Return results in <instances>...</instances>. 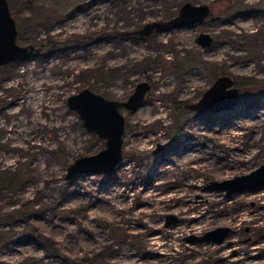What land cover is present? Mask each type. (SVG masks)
Segmentation results:
<instances>
[{
    "label": "rangeland",
    "instance_id": "1",
    "mask_svg": "<svg viewBox=\"0 0 264 264\" xmlns=\"http://www.w3.org/2000/svg\"><path fill=\"white\" fill-rule=\"evenodd\" d=\"M8 1L34 47L0 64V179L16 176L0 181V264H264V186H207L264 161V90L238 84L264 83V0H192L219 17L143 36L127 30L185 0ZM224 74L237 97L185 106ZM140 80L152 83L140 106H120L121 162L65 178L106 145L68 95L126 99ZM220 225L234 229L221 243L204 236Z\"/></svg>",
    "mask_w": 264,
    "mask_h": 264
},
{
    "label": "water",
    "instance_id": "2",
    "mask_svg": "<svg viewBox=\"0 0 264 264\" xmlns=\"http://www.w3.org/2000/svg\"><path fill=\"white\" fill-rule=\"evenodd\" d=\"M208 16L219 17L208 2L195 3L192 0H185L178 7L176 14L166 19L148 20L127 32L146 35L152 30H168L180 25L200 22ZM18 33V22L12 13L9 1L0 0V64H7L11 60L27 56L33 50V43L22 44L19 42ZM213 38V33L207 30H201L196 35V41L202 45L211 44ZM232 83L233 79L229 75H218L212 85L204 91L201 99L185 103V106L203 111L208 102L214 105L228 102L231 95L234 98L237 97V88L233 86L228 88ZM150 87V81L140 80L126 99L106 97L100 91H95L89 86L68 95L67 103L79 114L81 123L88 130L104 138L106 145L97 152L78 155L74 161L68 163L65 178L78 174V172L110 171L121 162L124 155L123 136L126 116L120 106L123 105L127 109L139 107ZM207 186L224 189L228 194L240 189L262 187L264 186V161L250 169V172L218 180L210 179ZM166 216V224L178 218L173 213H167ZM233 230V227L229 225L215 226L206 230L204 236L209 240L221 243Z\"/></svg>",
    "mask_w": 264,
    "mask_h": 264
},
{
    "label": "trees",
    "instance_id": "3",
    "mask_svg": "<svg viewBox=\"0 0 264 264\" xmlns=\"http://www.w3.org/2000/svg\"><path fill=\"white\" fill-rule=\"evenodd\" d=\"M12 12H15L16 8L12 7ZM19 33H18V38H26V36L29 33V27L27 28L26 26H19L18 27ZM52 42V40L50 41V43ZM252 48H254L253 44L251 45ZM251 47L249 49H251ZM182 59L178 60L177 62L174 63V66L177 67H181L182 66ZM259 81L256 82V80L254 79H250L249 77L246 78H239L238 79V84L240 85L242 92L247 93V92H257V91H262L264 90V83H259L260 86L262 87L261 89L259 88ZM8 179H0L2 186L5 185L6 183H12V181H14V178H16V176L14 175H10L8 176Z\"/></svg>",
    "mask_w": 264,
    "mask_h": 264
},
{
    "label": "flooded vegetation",
    "instance_id": "4",
    "mask_svg": "<svg viewBox=\"0 0 264 264\" xmlns=\"http://www.w3.org/2000/svg\"><path fill=\"white\" fill-rule=\"evenodd\" d=\"M210 5H211V4H210ZM211 8H212V7H211ZM177 10H178V9H177ZM176 13H177V11H176ZM208 17H210V16H208ZM216 17H218V16H216ZM205 18H207V17H205ZM205 18H204V19H205ZM212 18H213V17H212ZM204 19H203V20H204ZM201 21H202V20H201ZM195 23H196V22H195ZM197 23H200V22H197ZM192 24H193V23H192ZM153 31H156V30H152V31H150L149 33L153 32ZM149 33H147V34H149ZM133 34H134V33H133ZM136 34H138V33H136ZM136 34H135V35H136ZM147 34H146V35H147ZM139 35H140V34H139ZM142 36H143V35H142ZM148 81H150V80H148ZM150 82H151V81H150ZM151 84H152V83H151ZM131 92H132V91H131ZM131 92H130V93H131ZM130 93H129V94H130ZM147 93H148V92H147ZM147 93H146V94H147ZM129 94H128V95H129Z\"/></svg>",
    "mask_w": 264,
    "mask_h": 264
}]
</instances>
